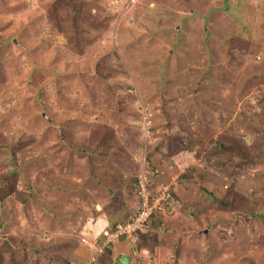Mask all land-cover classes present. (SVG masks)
I'll return each mask as SVG.
<instances>
[{
    "label": "rangeland",
    "instance_id": "1",
    "mask_svg": "<svg viewBox=\"0 0 264 264\" xmlns=\"http://www.w3.org/2000/svg\"><path fill=\"white\" fill-rule=\"evenodd\" d=\"M141 179L129 264H264V0H0V264H121Z\"/></svg>",
    "mask_w": 264,
    "mask_h": 264
},
{
    "label": "built area",
    "instance_id": "2",
    "mask_svg": "<svg viewBox=\"0 0 264 264\" xmlns=\"http://www.w3.org/2000/svg\"><path fill=\"white\" fill-rule=\"evenodd\" d=\"M142 181H144L143 183L145 184V186L143 187L142 185H140V190L142 189L143 193L139 192V204L137 211L130 217V220L125 224L120 223L115 227H109L108 229L104 230V239H102L100 244H97V247H95L97 251L103 252L105 248L109 247L111 244L115 243L120 237L123 236L135 239L136 234L140 230H143L144 228L148 227V223L152 215L164 208L165 205L163 202L167 200V196H155L156 198H154L151 193H147V182L145 180ZM87 264H93V262L90 261Z\"/></svg>",
    "mask_w": 264,
    "mask_h": 264
},
{
    "label": "crops",
    "instance_id": "3",
    "mask_svg": "<svg viewBox=\"0 0 264 264\" xmlns=\"http://www.w3.org/2000/svg\"><path fill=\"white\" fill-rule=\"evenodd\" d=\"M115 215H117V216L114 217ZM124 216H125V213L122 211H119L117 213H114L113 215H110V213H108V216L105 214V215H99L97 218L94 217L93 219L95 221L92 223L89 222L90 226H88L89 227L88 231L87 230L82 231V233H83V237H82L83 239L82 240L84 242H87L86 238L87 239L91 238L92 240H95V244L98 243V240L101 241L102 239H104L103 231L105 229L111 227V224L116 225L118 222H120L124 218ZM118 240H120V239H118ZM118 240L112 245V248H111V249H113L112 253H114L116 255L115 257H113V259L114 258L117 259V257L118 258L121 257L122 260L118 259L117 262H120L121 264H129L130 263V257L128 255H126L125 253H120L121 249H123L122 247H120V246L116 247V245H118ZM82 247L87 249L89 252H92L95 250L94 249L95 248L94 243H91V245L90 244L84 245ZM124 248H126V246H124ZM83 257H85V252L80 251V253L78 254V257H76V258L74 257L76 260H74V258H73V261H75V263L72 262V264H76L77 261L79 262L78 264H84L83 262H80V260L83 259Z\"/></svg>",
    "mask_w": 264,
    "mask_h": 264
},
{
    "label": "trees",
    "instance_id": "4",
    "mask_svg": "<svg viewBox=\"0 0 264 264\" xmlns=\"http://www.w3.org/2000/svg\"><path fill=\"white\" fill-rule=\"evenodd\" d=\"M14 174V173H13ZM16 181V180H15ZM10 185L7 183L6 184V191L5 192H7V193H9V194H7V195H14L19 201H22V202H24V203H26L27 201H29L30 199H32L33 197H34V195H33V193H30V194H26V193H24V192H22V191H20L18 188H17V186L16 185H12V187H9ZM7 195H4L2 198H1V201L4 199H6V196ZM139 202V201H138ZM139 204V203H138ZM134 214V213H133ZM156 214L154 213L153 215H152V217H151V219H150V221H152V218L155 216ZM132 216V215H131ZM130 216V217H131ZM130 217L129 218H127V220H125V221H123V222H120V223H122V224H125L126 222H128L129 220H130ZM149 221V222H150ZM119 224V223H118ZM148 225H149V223H148ZM115 226H117V224L116 225H114V227ZM143 230H140L137 234H136V236L135 237H137V235L139 234V233H141ZM121 239L122 238H128V239H132V238H130V237H127V236H123V237H120ZM119 238V239H120ZM112 245V244H111ZM111 245L109 246V247H107V248H110L111 247Z\"/></svg>",
    "mask_w": 264,
    "mask_h": 264
}]
</instances>
